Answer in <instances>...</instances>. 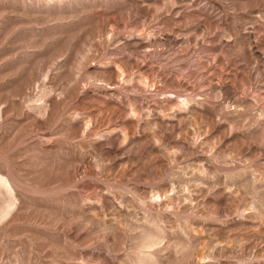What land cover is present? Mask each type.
Masks as SVG:
<instances>
[{
	"label": "rangeland",
	"instance_id": "1",
	"mask_svg": "<svg viewBox=\"0 0 264 264\" xmlns=\"http://www.w3.org/2000/svg\"><path fill=\"white\" fill-rule=\"evenodd\" d=\"M0 264H264V0H0Z\"/></svg>",
	"mask_w": 264,
	"mask_h": 264
}]
</instances>
